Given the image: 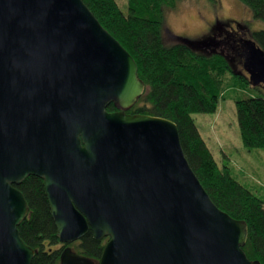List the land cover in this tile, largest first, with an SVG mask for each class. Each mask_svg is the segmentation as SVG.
<instances>
[{
    "label": "water",
    "instance_id": "water-1",
    "mask_svg": "<svg viewBox=\"0 0 264 264\" xmlns=\"http://www.w3.org/2000/svg\"><path fill=\"white\" fill-rule=\"evenodd\" d=\"M240 42L248 82L264 84V51ZM143 91L131 55L82 0H0V264L34 256L14 186L30 175L66 244L59 264H260L242 250L246 222L218 209L190 168L176 125L126 113ZM88 231L107 238L98 260L67 245Z\"/></svg>",
    "mask_w": 264,
    "mask_h": 264
},
{
    "label": "trees",
    "instance_id": "trees-1",
    "mask_svg": "<svg viewBox=\"0 0 264 264\" xmlns=\"http://www.w3.org/2000/svg\"><path fill=\"white\" fill-rule=\"evenodd\" d=\"M178 1L126 0L124 14L116 0H82L131 55L137 77L144 84L143 93L126 113L165 118L176 125L184 157L213 204L233 219L246 222L247 239L242 247L245 256L264 264V201L239 182L227 164L218 165L192 118L195 113H214L226 89H253L256 92L252 95L232 98L242 145L248 150L264 149V91L250 85L242 67L241 71L234 70L223 51L227 42L236 43V63L241 65L244 49L236 31L215 37L223 50L203 51L166 30L163 8H173ZM237 1L248 9L253 20L264 23V0ZM167 32L175 41L167 42ZM250 38L264 51V28L253 30ZM106 110L115 108L109 104ZM14 186L28 208L17 229L21 240L35 251L31 264H59L66 244L60 243L56 235L42 180L30 175ZM106 240H95L88 231L67 245L98 260Z\"/></svg>",
    "mask_w": 264,
    "mask_h": 264
},
{
    "label": "rangeland",
    "instance_id": "rangeland-1",
    "mask_svg": "<svg viewBox=\"0 0 264 264\" xmlns=\"http://www.w3.org/2000/svg\"><path fill=\"white\" fill-rule=\"evenodd\" d=\"M116 2L120 10L127 14L126 0ZM163 23L170 34L190 41L212 37V41L203 43L208 45L198 46L203 51L222 49L221 41L216 42L215 39L221 33L233 30L238 39H245L250 38L253 30L264 28V23L253 20L248 9L237 0H181L173 8H163ZM170 34H165L169 43L175 41ZM220 38L217 37V40ZM234 44L229 41L222 50L233 69L241 71L242 66L236 63L239 58L235 50L238 47L235 49ZM257 87L264 91L263 84ZM235 90H224L214 113H195L192 118L218 165L227 164L236 179L264 201V149L248 150L242 145L232 98L233 95L245 98L256 91L245 88Z\"/></svg>",
    "mask_w": 264,
    "mask_h": 264
},
{
    "label": "flooded vegetation",
    "instance_id": "flooded-vegetation-1",
    "mask_svg": "<svg viewBox=\"0 0 264 264\" xmlns=\"http://www.w3.org/2000/svg\"><path fill=\"white\" fill-rule=\"evenodd\" d=\"M263 86H264V84H263Z\"/></svg>",
    "mask_w": 264,
    "mask_h": 264
}]
</instances>
